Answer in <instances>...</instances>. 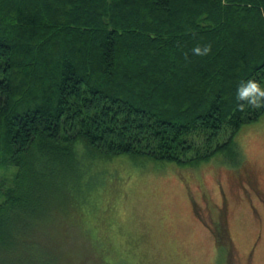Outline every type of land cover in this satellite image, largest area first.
<instances>
[{
	"label": "trees",
	"instance_id": "1",
	"mask_svg": "<svg viewBox=\"0 0 264 264\" xmlns=\"http://www.w3.org/2000/svg\"><path fill=\"white\" fill-rule=\"evenodd\" d=\"M252 79L264 85V0H0V170L17 168L0 180V264L119 263L87 231L62 255L48 225L94 218L93 173L126 158L235 157L264 116L237 99Z\"/></svg>",
	"mask_w": 264,
	"mask_h": 264
},
{
	"label": "rangeland",
	"instance_id": "2",
	"mask_svg": "<svg viewBox=\"0 0 264 264\" xmlns=\"http://www.w3.org/2000/svg\"><path fill=\"white\" fill-rule=\"evenodd\" d=\"M235 142V157L219 153L201 160L208 163L201 168L126 158L128 165L112 174L93 173L89 187L101 189L99 212L90 221L77 219L76 230L67 222L70 215L56 216L48 225L55 248L71 255L70 248L83 246L79 232L87 231L102 248L112 242L122 253L114 264H264V116L247 124ZM10 167L0 170V180L17 170ZM217 204L222 205L218 220ZM223 231L229 258L215 240Z\"/></svg>",
	"mask_w": 264,
	"mask_h": 264
},
{
	"label": "clouds",
	"instance_id": "3",
	"mask_svg": "<svg viewBox=\"0 0 264 264\" xmlns=\"http://www.w3.org/2000/svg\"><path fill=\"white\" fill-rule=\"evenodd\" d=\"M210 51L211 45L193 49L194 54L198 56H206ZM237 99L257 109L264 108V85L254 79L242 82L237 89Z\"/></svg>",
	"mask_w": 264,
	"mask_h": 264
},
{
	"label": "flooded vegetation",
	"instance_id": "4",
	"mask_svg": "<svg viewBox=\"0 0 264 264\" xmlns=\"http://www.w3.org/2000/svg\"><path fill=\"white\" fill-rule=\"evenodd\" d=\"M248 175V174H247ZM217 207H218V210L219 211H217V215H216V219L218 220L220 217H219V215H220V213H221V211H222V205H219V204H217Z\"/></svg>",
	"mask_w": 264,
	"mask_h": 264
}]
</instances>
